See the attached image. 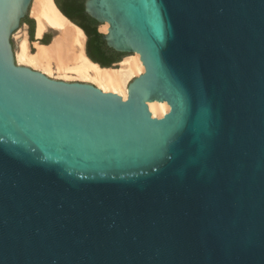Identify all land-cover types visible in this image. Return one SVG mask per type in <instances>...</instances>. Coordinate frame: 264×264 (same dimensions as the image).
<instances>
[{
  "label": "water",
  "instance_id": "obj_1",
  "mask_svg": "<svg viewBox=\"0 0 264 264\" xmlns=\"http://www.w3.org/2000/svg\"><path fill=\"white\" fill-rule=\"evenodd\" d=\"M31 2L0 0V264H264V0H84L125 98L16 61Z\"/></svg>",
  "mask_w": 264,
  "mask_h": 264
},
{
  "label": "bare ground",
  "instance_id": "obj_2",
  "mask_svg": "<svg viewBox=\"0 0 264 264\" xmlns=\"http://www.w3.org/2000/svg\"><path fill=\"white\" fill-rule=\"evenodd\" d=\"M30 15L35 19L36 38H41L47 29H55L56 33L48 43L33 41L32 50L27 32H16L14 53L18 63L48 75L90 81L103 90L117 92L123 98L127 96L128 81L144 69L138 53L122 57L114 67L101 66L85 52L83 29L62 13L54 0H33ZM106 29L107 23L99 26L100 31ZM148 108L152 115L162 116L169 105L166 101L152 100L148 102Z\"/></svg>",
  "mask_w": 264,
  "mask_h": 264
},
{
  "label": "trees",
  "instance_id": "obj_3",
  "mask_svg": "<svg viewBox=\"0 0 264 264\" xmlns=\"http://www.w3.org/2000/svg\"><path fill=\"white\" fill-rule=\"evenodd\" d=\"M62 13H65L72 22L82 27L87 34L86 53L87 56L101 66H109L112 62L120 61L126 53L119 52L106 45L102 39V33L97 30L98 22L86 14L83 10L84 0H68L70 5L62 9L58 0H54ZM22 22H27L30 31L34 26V20L25 16ZM47 43L48 41H42Z\"/></svg>",
  "mask_w": 264,
  "mask_h": 264
},
{
  "label": "rangeland",
  "instance_id": "obj_4",
  "mask_svg": "<svg viewBox=\"0 0 264 264\" xmlns=\"http://www.w3.org/2000/svg\"><path fill=\"white\" fill-rule=\"evenodd\" d=\"M33 1V0H32ZM31 5H32V2H31ZM31 5H30V8H31ZM30 14V13H29ZM30 18H32L34 20V26L32 28V31H30V27H29V24L27 22H22V24L15 30V32L13 33L12 35V38H13V44H14V51H15V48H16V43H17V40H16V37L18 36L19 33H22L24 30L27 32V36H28V33H29V36H28V39L31 43V49L34 50V46H33V41L35 40H38V41H50V39L54 36V34L56 33V30L55 29H47L44 34L42 35L41 38H36L35 37V19L32 17V16H29ZM97 29L99 30V26L97 27ZM18 34H17V33ZM17 34V36L15 35ZM86 35V34H85ZM85 47H86V44H87V36H85ZM117 65V64H116ZM116 65H113L116 66ZM37 69V68H36ZM49 76H52V77H55V78H61V77H57V76H54V75H49ZM65 79V78H63ZM66 80H72V79H66ZM79 80V79H78ZM90 82V81H89Z\"/></svg>",
  "mask_w": 264,
  "mask_h": 264
},
{
  "label": "flooded vegetation",
  "instance_id": "obj_5",
  "mask_svg": "<svg viewBox=\"0 0 264 264\" xmlns=\"http://www.w3.org/2000/svg\"><path fill=\"white\" fill-rule=\"evenodd\" d=\"M60 3V6L62 9H67V7H69L70 3L68 0H58Z\"/></svg>",
  "mask_w": 264,
  "mask_h": 264
},
{
  "label": "crops",
  "instance_id": "obj_6",
  "mask_svg": "<svg viewBox=\"0 0 264 264\" xmlns=\"http://www.w3.org/2000/svg\"><path fill=\"white\" fill-rule=\"evenodd\" d=\"M28 36H29V33H28ZM37 39H38V38H37ZM51 39H52V38H51ZM51 39H50V40H51ZM39 42H42V41H39ZM48 42H50V41H48ZM48 42H47V43H48ZM85 81H86V80H85Z\"/></svg>",
  "mask_w": 264,
  "mask_h": 264
}]
</instances>
